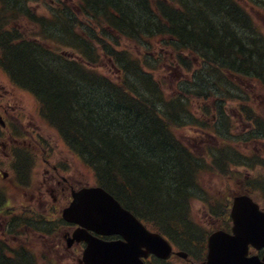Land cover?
Instances as JSON below:
<instances>
[{
  "label": "rangeland",
  "instance_id": "374dc122",
  "mask_svg": "<svg viewBox=\"0 0 264 264\" xmlns=\"http://www.w3.org/2000/svg\"><path fill=\"white\" fill-rule=\"evenodd\" d=\"M41 1L43 3L37 4V0H0V41L2 42L1 49L3 52L0 61L7 63V61L13 59L7 48L17 47L20 50L29 45L27 47L29 52L26 53L28 55L24 58L22 57L23 59L20 57L19 63L25 64L26 60H28L29 64H32L34 61L39 64V69H47L49 65L55 67L56 63H63L64 61H61V58L66 56L68 60H72L77 64V67H74V70H71L70 73L77 77L76 79L73 78L75 86L77 84L81 87L82 85L86 87V84H82L78 78L83 82L87 81L86 78L95 82L96 78L93 76L99 73L107 75V78L114 79L118 72L113 68L105 53L98 50L101 47L97 43L93 44L92 42L95 49L93 56H87L86 54L82 56L76 50L81 57V61L78 62L73 56L76 55L72 51L74 50L73 47L75 48L78 43L80 45L88 44L91 40H87L88 38L85 39L84 37V39H79L78 37V43H76L67 34L73 29L74 33H80L81 30L88 26H93V32L96 36L99 31L107 30L103 22L95 24L96 20L94 18L98 16L96 12H99L97 7L100 8V6L91 5L90 8L85 7L87 15H84L76 7L77 5L73 4L75 0H64V8L62 7L60 12H58L57 6L59 0ZM128 1L121 0L122 3L125 2L126 4ZM240 1L239 11L241 15H243L250 27L258 29V36L264 37V6L259 3L260 0ZM81 2L83 4L85 1L81 0ZM171 3H174L175 6L182 4V7H187V4L192 7L194 6L193 4L198 5V7L201 6L200 0L196 2L194 0H171ZM132 4L133 6H131L136 12L137 18L131 24V33L127 34L129 38L117 31L118 35L115 37L119 40V43L116 47L120 50L125 49L126 52L135 55V60L139 61L141 67H144V64H147L148 67L149 64H153L152 68L159 63L157 70H154V81L158 82L163 98L169 99L173 95L176 96L178 93L177 88L183 75L178 68H173L176 67L174 56L169 49L165 48L161 36L155 33L147 35V37L141 34V41H139L141 45L134 40V38L140 36L136 35L134 29L142 21L141 13L144 15V11L147 10L139 3ZM23 5H26L25 8L32 13L33 19L39 21L43 19L42 16L47 18L50 11H55L54 15L57 16V19L55 20L52 17L43 24L44 29L49 34L48 39L46 35L45 39L24 36L23 30H27L28 27L21 28L20 23L12 25L14 23L13 20L18 19L20 14L17 11ZM154 5L155 3H153V7ZM211 6L207 7L208 11L206 13H213V7ZM165 7L167 8L165 12L172 13L177 11L175 7L172 8L169 4ZM82 8H84V5H82ZM190 8H187V12L192 11ZM152 12L153 9L148 10L146 17L152 16ZM82 16H89L92 22L88 19V21H84ZM24 21H26V24H30L27 22L28 20ZM165 21L163 20V22ZM12 26L19 28L20 37H16L14 30L11 31ZM6 33H8V36L16 38L12 39L13 44L4 43L3 39L7 38ZM172 33L178 34L176 29ZM59 37H65L67 42L71 43L73 47L71 44L69 46L66 45V41H62ZM180 38L179 36L177 37L179 47L184 43L183 39L181 38L180 40ZM171 42L174 45L173 40ZM52 46L55 48H51ZM39 47L44 50L49 49L51 52L45 51L46 53L44 54V51L39 50ZM96 51L98 54H95ZM35 52L46 56V59L40 56L37 57L39 53ZM48 53L52 55L50 56ZM191 60V65L194 67L196 60L193 58ZM81 63H84V65ZM166 68L168 69L167 71ZM172 68L174 72L169 74L168 72ZM65 78L69 77L63 75L62 78L63 83L69 87L65 82ZM7 79L0 69V85L3 87L0 88V113L2 112L7 117L8 121L14 126V133L17 132V134H10L9 130H0V240L7 242L8 248L4 250L9 255L13 254L12 251L17 246H21L22 249L20 250L27 254L29 251V257L34 258V264H81L79 262L80 254L74 250L76 249L74 244L71 243L66 248V241L63 240L64 243L62 245L59 242L63 233L71 232L74 229L73 226L54 222V218L60 214L62 208L69 202L67 200L69 195H66L69 188L64 187V190H59V188L63 185L66 186L68 183L74 185L75 188L78 185V187L83 186L85 183L92 185L94 183L93 173L64 146L55 130L49 127L40 116H37L38 109L31 94L20 90L17 86L10 85ZM237 83L235 89L237 95L241 96L242 91L245 92L247 86L246 83ZM255 93V95H251L254 99L249 101L248 105L254 110L253 115L258 111L254 117L260 124V128L256 126L260 130L258 133L252 127L250 119L240 116L235 111H227L222 121L223 124L218 125L217 118L204 114L200 104L192 106V103H189V98L186 97L185 111L181 113L182 121L184 119L185 121L181 125L182 128L175 130V137L193 155L203 157L205 165L201 170L198 169L194 178H190L188 182L186 180L184 183V185L188 184V187L191 186V190H187V197H189L188 207L185 211L186 216H182L190 219L193 223L198 222L205 228V231H208V226L212 225V222H216L210 216L207 201H209L211 206H215L214 202L218 199L223 201L226 197L249 189L253 192V198L264 204V192L262 191L264 188V165L251 157L252 152H254L264 158V109H262L264 108V92L255 90ZM189 97L191 96L189 95ZM240 101L242 99H238L233 105L239 106L238 102ZM16 109L21 110V112L18 114ZM212 114L216 116L214 113ZM129 123L130 121L121 120L118 124L127 126ZM254 135L260 137L261 141L254 140ZM3 142H6L5 148H3ZM11 144L17 147L15 151L19 149L18 157L21 154L22 159L25 157L31 160L29 168L28 166H20L12 169L11 152L7 149V146ZM207 151H209V155L213 151V154L218 156L219 159L221 157L225 159L223 165L210 167L207 156H205ZM19 162H21L20 157ZM17 169L20 173H26L25 177L21 176L19 180H16L14 171H17ZM188 174L189 171L186 172V175ZM57 179L59 184L56 183ZM63 179L67 181L64 182ZM60 192L64 193L66 197L62 196ZM53 196H55V199L52 198ZM50 202L53 203V208L48 210L46 205ZM163 221H168V217H163ZM8 224L14 226L8 227ZM197 241L204 242L202 237H198ZM192 246L194 245L192 244ZM197 248L201 251L199 247ZM194 261L199 262V259ZM170 264H185V262L177 258L172 260Z\"/></svg>",
  "mask_w": 264,
  "mask_h": 264
},
{
  "label": "trees",
  "instance_id": "16d2710c",
  "mask_svg": "<svg viewBox=\"0 0 264 264\" xmlns=\"http://www.w3.org/2000/svg\"><path fill=\"white\" fill-rule=\"evenodd\" d=\"M84 1L86 8H90L91 5L100 6V8L97 7L99 12H96L98 16L94 18L95 24L103 22L112 32L119 31L125 33L127 37L132 30L131 24L137 18L132 3L142 5L147 11H144V15L141 13L142 21L134 29L136 35L140 36L134 40L140 41L141 34L147 37L155 33L161 36L167 45L172 46L171 41L178 40V36L181 37L184 43L179 47L177 41L174 42L173 49L188 47L203 58L200 60L202 67L194 71V74L198 76L195 77L197 84L180 87L181 92L175 96L176 98H163L158 82L156 83L153 77L157 65L151 68L153 64H149V68L145 64L142 71L137 66L138 62L132 58L125 61V53L119 56V61L123 62L121 67L124 74L120 77L121 82L117 84L116 82L111 84L110 82L114 80L110 81L99 73L93 76L96 78L95 82L88 78L83 82L78 78L82 84H86V87L77 84L75 86L74 79L77 77L70 73L77 64L63 57L61 58L63 63H56L55 67L49 65L47 69H39V64L34 61L29 64L26 60L25 64H21L19 60L28 55L26 53L29 52L27 51L29 45L20 50L17 47L13 50L7 48V51H11L13 59L7 63L3 61V65L10 71V75L17 79L21 87L28 89L37 98L41 116L46 122L60 132L65 142L79 154V157L82 156L85 164L91 166L96 184L105 188L125 208L141 219L151 220L160 229H171L174 235L187 246L192 242H198L197 238L202 237V234L197 232L196 226L190 219L182 216H186L185 211L189 200L187 190H191V186L184 185V181L188 182L190 178H194L198 169L204 168V161L201 157L194 156L176 139L175 130L179 129L182 122L181 113L185 111L186 97L190 98L189 95H194L193 91L198 90L201 83H203L201 89L205 92L223 88L224 85L219 86L217 82L212 81L218 78L233 88L236 85L232 83L231 78L241 82L246 80L256 83L257 81L264 86V37L258 36L257 33L256 39L262 47L250 52L241 51L236 61L229 62L219 56L220 52L216 54L203 52L199 43L198 37L204 30V16H210L206 13L210 5L206 0H201L202 6L191 12H187L185 7L182 11L176 9L177 11L172 13L165 12L167 9L165 6L168 3L163 0H129L127 4L122 3L121 0ZM238 1V3L241 2ZM153 3H155L154 7ZM259 3L264 6V0H260ZM151 9H153L152 16L146 17L148 10ZM163 20L166 21L163 22ZM155 24L157 27L154 26ZM175 29L178 36L172 33ZM100 33L109 35L103 30ZM67 34L75 42L76 36L72 31ZM102 37L105 42L109 41L104 35ZM170 37L174 39L170 40ZM62 39L66 41V45L70 44L65 37ZM78 44L75 45L74 50H78L83 55L94 54L90 43ZM39 50L44 51V54L47 52L41 47ZM233 52L230 49L224 54L229 56ZM115 55L117 56L116 53ZM38 56L46 59V56L40 53ZM157 64L159 66V63ZM186 67H189V64H186ZM63 75L69 77L65 78L69 87L63 83ZM140 82L145 86L144 88H151V90L147 92L141 90ZM101 84H105V88L113 87L121 91V93L115 92V94L118 93L119 98L117 105L109 101L110 95L105 88L98 89ZM95 89L98 101L86 93L87 90ZM141 96L146 97L149 106L154 107L158 103L159 107L154 108L150 116L136 112L127 113L128 103ZM119 104L121 108L118 107ZM121 120L130 121V123L122 126L118 124ZM88 130H92L93 133L91 134ZM162 135L168 139L167 142L162 140ZM224 162L225 159L222 157L218 159L219 166H222ZM187 171H189L188 175H186ZM163 217H168V221H163ZM6 243L0 240V264H34V258L29 257V251L28 254L23 252L20 250L21 246L14 248L12 255L7 254ZM193 249L200 253L197 247Z\"/></svg>",
  "mask_w": 264,
  "mask_h": 264
},
{
  "label": "water",
  "instance_id": "95a60500",
  "mask_svg": "<svg viewBox=\"0 0 264 264\" xmlns=\"http://www.w3.org/2000/svg\"><path fill=\"white\" fill-rule=\"evenodd\" d=\"M72 197V202L63 210V218L66 221L82 225L98 234L120 233L126 240L125 243L105 242L85 230H76L73 239L87 241L83 256L85 264H143L139 260V256L144 255L140 251L141 246L157 255L167 256L168 248L161 236L147 231L104 188H82L72 192ZM233 216L238 222L237 235L229 237L221 232L213 234L208 253L209 264H257L252 259H246L244 255L247 243H255L251 239L254 226L250 220L264 222V216L245 197L235 198ZM245 217L247 219H244ZM256 227L262 226L258 223ZM257 229L258 237L263 238L264 229Z\"/></svg>",
  "mask_w": 264,
  "mask_h": 264
},
{
  "label": "bare ground",
  "instance_id": "6f19581e",
  "mask_svg": "<svg viewBox=\"0 0 264 264\" xmlns=\"http://www.w3.org/2000/svg\"><path fill=\"white\" fill-rule=\"evenodd\" d=\"M206 1H208L210 5H212L211 7H213V11H212L213 13L210 14V16L209 15L204 16V20H205V24L203 25L204 30L202 29L203 31L200 33V36L198 37L203 52H209V53L212 52L213 54H216V52L218 53L220 52L221 54L219 53V56L225 59V61L234 62L237 60V56L241 54V51L250 52V50H257L258 48L262 47V45L259 44L258 40L256 39V35L257 33H259L258 29H254V28L252 29L248 25L247 21L244 19L243 15H241L239 11L238 7L240 6V4L236 0H206ZM200 4L202 6L203 2H200ZM193 5L194 6L192 7L191 5L187 4V8L191 7L190 8L191 10L199 8L196 7L198 5L195 4ZM3 41L5 44H9V45L13 44L11 38L10 39L4 38ZM230 49L234 51L232 54H230L229 56L224 54V52H228ZM11 50H13V48ZM9 52L11 53V51ZM205 55H207V53ZM116 82L120 83L119 81ZM110 83L113 84L114 82H110ZM139 85L142 87L141 90H143L144 92L151 90V88L149 89L144 88L145 86L141 84V82ZM100 88H105V84H101L98 89ZM105 89L110 95L109 101L117 105L119 98H118V93L115 94V92L121 93V91L113 87L112 88L106 87ZM95 90H87L86 93H89L93 98H95L98 101L97 90L96 91ZM213 92L216 93L218 96H224L225 98H227V100L231 99V95H233V93L237 95V92L235 90L228 89L226 85L220 90L219 89L213 90ZM223 104H224L223 100L219 101L217 104V109L220 115L225 114L227 111H231V109L227 111H223V108H221ZM118 107L121 108V105L119 104ZM157 107H159L158 103L154 105V107L152 105L149 106L146 97L144 96L143 98V96H141L135 98L134 100L128 103L127 105L128 111L126 112L143 113L144 116H150L152 110H155L154 108ZM88 131L91 134L93 133L92 130H88ZM14 134H17V132ZM161 137L162 140L167 142L168 139L164 135H162ZM101 147L104 146L101 145ZM174 148H176V146ZM77 155L79 156V154ZM79 158H82V156H80ZM164 190H166V188H164ZM13 226L14 225L12 224L10 225L8 224V227H13ZM199 242L200 241H198V243Z\"/></svg>",
  "mask_w": 264,
  "mask_h": 264
},
{
  "label": "flooded vegetation",
  "instance_id": "af4514ba",
  "mask_svg": "<svg viewBox=\"0 0 264 264\" xmlns=\"http://www.w3.org/2000/svg\"><path fill=\"white\" fill-rule=\"evenodd\" d=\"M9 1V0H8ZM37 4L38 3H43V1H41V0H37V2H36ZM25 6L26 5H23L22 6V8L20 9V10H18L17 12L18 13H20L21 14V18H24V14L25 13H28L29 12V10L28 9H26L25 8ZM16 13V12H15ZM14 13V14H15ZM32 14V13H31ZM42 17H44V16H42ZM27 22H29L30 24H26V21H21V23L20 22H17L18 24L20 23V25H21V28L22 27H28V29L27 30H23V34L25 35V36H27V37H29V31H33V25H34V23H33V21H31V20H28ZM16 23V24H17ZM44 29H43V31H42V34H44ZM0 60H1V56H0ZM1 62V61H0ZM1 67V66H0ZM1 72L4 74V76H5V73L1 70ZM8 80V79H7ZM9 82V81H8ZM0 88H3L1 85H0ZM58 184H59V182H58ZM223 218H224V216H223ZM225 221H226V223L227 224H229V220H228V218L226 217L225 218ZM225 223V224H226ZM224 229H228V228H224ZM65 234H67V232H65ZM74 247L78 250V249H81L82 248V244L81 243H74ZM264 250H261V251H259L258 252V254L259 255H261L262 254V252H263ZM195 253H196V255L198 256V257H202V255H200L199 254V252L198 251H195ZM172 256H175V257H178V256H176V255H172ZM171 256V257H172ZM179 258V257H178ZM179 259H181V258H179ZM182 261H184V262H187V263H189V264H205L203 261L204 260H201V261H199V262H192L193 260H192V258H190V257H186L185 259H181ZM145 262H146V264H167V262L165 261V260H161V259H157L156 257H154V256H149V257H147L146 259H145Z\"/></svg>",
  "mask_w": 264,
  "mask_h": 264
}]
</instances>
